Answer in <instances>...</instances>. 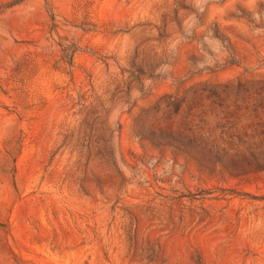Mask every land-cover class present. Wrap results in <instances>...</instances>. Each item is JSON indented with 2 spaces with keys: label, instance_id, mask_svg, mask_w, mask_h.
I'll use <instances>...</instances> for the list:
<instances>
[{
  "label": "rangeland",
  "instance_id": "374dc122",
  "mask_svg": "<svg viewBox=\"0 0 264 264\" xmlns=\"http://www.w3.org/2000/svg\"><path fill=\"white\" fill-rule=\"evenodd\" d=\"M263 81L264 0H0V264H264Z\"/></svg>",
  "mask_w": 264,
  "mask_h": 264
},
{
  "label": "trees",
  "instance_id": "16d2710c",
  "mask_svg": "<svg viewBox=\"0 0 264 264\" xmlns=\"http://www.w3.org/2000/svg\"><path fill=\"white\" fill-rule=\"evenodd\" d=\"M259 84H261V86H260L258 93H257V95H258V101L257 102H260V103H258V105H256V109H260V108L264 109V104H263V102H264V81H263V83L261 82Z\"/></svg>",
  "mask_w": 264,
  "mask_h": 264
}]
</instances>
